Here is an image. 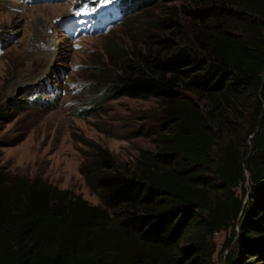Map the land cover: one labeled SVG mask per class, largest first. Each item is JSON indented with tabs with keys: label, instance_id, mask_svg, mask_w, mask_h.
Instances as JSON below:
<instances>
[{
	"label": "trees",
	"instance_id": "trees-1",
	"mask_svg": "<svg viewBox=\"0 0 264 264\" xmlns=\"http://www.w3.org/2000/svg\"><path fill=\"white\" fill-rule=\"evenodd\" d=\"M175 1L189 42L168 18L147 29L132 22L146 50L138 61L125 55L122 74H105L106 97L158 100L160 154L122 169L93 145L82 171L98 205L0 172V264H196L179 246L189 226L203 264L209 238L228 229L224 249L237 229L241 239L225 264L264 257V0ZM245 250L258 252L244 261Z\"/></svg>",
	"mask_w": 264,
	"mask_h": 264
},
{
	"label": "rangeland",
	"instance_id": "rangeland-1",
	"mask_svg": "<svg viewBox=\"0 0 264 264\" xmlns=\"http://www.w3.org/2000/svg\"><path fill=\"white\" fill-rule=\"evenodd\" d=\"M119 1L98 0L100 13L108 22L121 19L118 25L105 27L100 21L103 28L95 29L97 33L68 39L61 20L73 16L72 9L81 3L94 10L90 0H0V172L39 177L98 205L97 193L89 189L82 171L93 145L110 153L122 169H132L142 155L160 154L157 133L165 123L158 100L106 97L111 78L105 74H122L124 56L138 61L146 50L148 42L132 22L147 29L168 18L174 34L186 42L190 23L175 0L147 5L138 0L136 8L120 13ZM39 84L42 91L39 97L31 96L37 102L30 106L29 90ZM236 231L227 249L223 246L229 229L209 238L214 246L211 264H225L227 251L241 239ZM193 233L191 226L184 229L179 246L188 250L189 261L203 264L190 249ZM256 252L245 250L243 260ZM253 263L264 264V257Z\"/></svg>",
	"mask_w": 264,
	"mask_h": 264
},
{
	"label": "clouds",
	"instance_id": "clouds-1",
	"mask_svg": "<svg viewBox=\"0 0 264 264\" xmlns=\"http://www.w3.org/2000/svg\"><path fill=\"white\" fill-rule=\"evenodd\" d=\"M123 4H125V1H123ZM123 6H124V5H123ZM136 6H137V5H133V6H132V9L130 8L129 10H133L134 8H136ZM126 11H128V9H127ZM120 21H121V20L118 21L117 25L120 23ZM122 21H123V20H122ZM33 87H34V86H33ZM33 87H32V88H33ZM32 88L29 90V93H28V96H29V97L31 96V94H32V92H33V91H32ZM27 99H29V98H27ZM28 101H29V100H28ZM31 102H34V103L36 104L37 101H31Z\"/></svg>",
	"mask_w": 264,
	"mask_h": 264
},
{
	"label": "snow or ice",
	"instance_id": "snow-or-ice-1",
	"mask_svg": "<svg viewBox=\"0 0 264 264\" xmlns=\"http://www.w3.org/2000/svg\"><path fill=\"white\" fill-rule=\"evenodd\" d=\"M104 2H105V3H108V2H109V0H104Z\"/></svg>",
	"mask_w": 264,
	"mask_h": 264
},
{
	"label": "water",
	"instance_id": "water-1",
	"mask_svg": "<svg viewBox=\"0 0 264 264\" xmlns=\"http://www.w3.org/2000/svg\"><path fill=\"white\" fill-rule=\"evenodd\" d=\"M246 176H247V178H248V173H246Z\"/></svg>",
	"mask_w": 264,
	"mask_h": 264
}]
</instances>
